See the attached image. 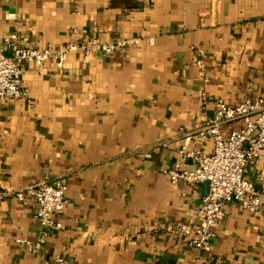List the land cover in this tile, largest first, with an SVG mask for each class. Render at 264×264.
<instances>
[{
    "label": "crops",
    "instance_id": "crops-1",
    "mask_svg": "<svg viewBox=\"0 0 264 264\" xmlns=\"http://www.w3.org/2000/svg\"><path fill=\"white\" fill-rule=\"evenodd\" d=\"M13 33L42 49L129 42L68 51L61 66L24 62L29 94L0 99V264H264V203H226L198 250L179 227L197 222L207 184L167 175L195 166L181 149L213 151L199 133L217 99L264 95V0H0V48ZM247 174L264 189V149ZM48 178L67 185L62 228L13 194Z\"/></svg>",
    "mask_w": 264,
    "mask_h": 264
},
{
    "label": "built area",
    "instance_id": "built-area-1",
    "mask_svg": "<svg viewBox=\"0 0 264 264\" xmlns=\"http://www.w3.org/2000/svg\"><path fill=\"white\" fill-rule=\"evenodd\" d=\"M26 41L27 37L13 33L0 48V99H21L29 94L21 78L24 62L31 61L40 66L45 61H54L57 66H61L68 51L82 50L87 53L99 47L109 54L116 47H123L129 42L102 43L97 39H90L70 42L61 48L42 49L23 45L22 42ZM215 104L214 117L199 133L202 139L213 140V151L202 154L183 148L180 154L193 160L195 166L187 168L178 162L167 171L172 184L180 181L190 185L207 182L206 195L194 210L197 222L184 223L179 227L180 235H190L188 245L203 251H208L211 247L214 228L225 215L226 203L235 202L252 213L259 212L264 203V189L258 190L247 174V167L264 149V95L233 105L217 99ZM234 122L239 125L230 131L224 129L225 125ZM66 192L67 185L62 178H48L14 191L13 194L19 200L30 197L35 201V217L42 226L62 228L63 224L57 215L67 203ZM16 241L32 254H37L44 243L43 238H18ZM55 264H64L63 258L57 256Z\"/></svg>",
    "mask_w": 264,
    "mask_h": 264
},
{
    "label": "water",
    "instance_id": "water-1",
    "mask_svg": "<svg viewBox=\"0 0 264 264\" xmlns=\"http://www.w3.org/2000/svg\"><path fill=\"white\" fill-rule=\"evenodd\" d=\"M207 184V182H205Z\"/></svg>",
    "mask_w": 264,
    "mask_h": 264
}]
</instances>
